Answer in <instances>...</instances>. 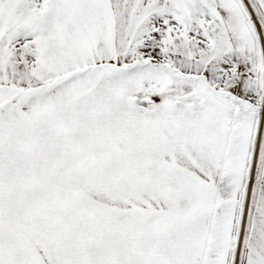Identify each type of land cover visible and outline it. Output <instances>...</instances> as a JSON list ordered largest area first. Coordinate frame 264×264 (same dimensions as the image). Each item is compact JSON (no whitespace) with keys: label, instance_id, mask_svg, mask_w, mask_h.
<instances>
[{"label":"snow or ice","instance_id":"obj_1","mask_svg":"<svg viewBox=\"0 0 264 264\" xmlns=\"http://www.w3.org/2000/svg\"><path fill=\"white\" fill-rule=\"evenodd\" d=\"M0 264H264V0H0Z\"/></svg>","mask_w":264,"mask_h":264}]
</instances>
